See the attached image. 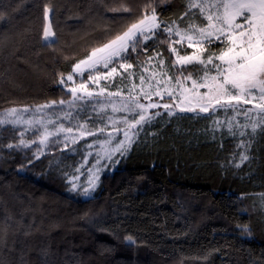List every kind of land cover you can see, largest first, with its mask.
<instances>
[{
    "label": "trees",
    "instance_id": "obj_1",
    "mask_svg": "<svg viewBox=\"0 0 264 264\" xmlns=\"http://www.w3.org/2000/svg\"><path fill=\"white\" fill-rule=\"evenodd\" d=\"M122 2L131 14L110 10ZM146 3L0 0V114L69 100L60 74L122 31ZM45 5L53 9L56 51L41 40ZM184 10L185 0L157 7L165 20ZM149 44L168 57L166 44ZM146 60L143 53L129 57L135 79ZM229 116L156 118L87 198L70 191L64 150L49 147L36 159L37 145L8 149L21 133L29 141L37 132L0 125V264H264V134L247 129L248 136L234 137L226 123L212 130L213 120ZM240 139L251 147L237 168Z\"/></svg>",
    "mask_w": 264,
    "mask_h": 264
},
{
    "label": "snow or ice",
    "instance_id": "obj_2",
    "mask_svg": "<svg viewBox=\"0 0 264 264\" xmlns=\"http://www.w3.org/2000/svg\"><path fill=\"white\" fill-rule=\"evenodd\" d=\"M166 3L167 0H148L141 14L122 31L109 34L91 46L66 76L61 73L58 82L67 89L69 100H53L36 108V111H41L57 104L77 108L79 101H95L92 107L103 126L89 127L93 119L89 116L75 129L61 123L50 131L40 120L22 119L21 111L27 112L28 108L13 107L0 118V125L39 123L43 131L38 141H26L21 133L17 143L3 147L14 150L37 145L33 155L39 159L50 137L63 133L64 148H68L69 142L75 144L87 136L104 134L109 126L106 119L111 124V131L107 132L105 140L98 143L104 153L103 158L118 163L113 157L126 155L140 132L145 126H151L156 118L194 113L204 114L203 118L210 119L221 111L233 115L226 122L213 120V131L226 123L228 132L234 137L237 134L248 136L247 129L253 136L258 130L264 134V0H185V10L176 19L165 20L161 19L157 7ZM110 10L132 13V9L123 2L119 8ZM52 11L48 5L44 6L41 40L45 47L56 51L54 45L58 43V37L49 19ZM4 18V13L0 12V20ZM150 41L153 45L166 44L168 57L151 47ZM132 53L147 55L146 64L152 69L151 74L146 77L141 72L139 84L132 82L126 94L119 88L109 91L108 85H102V81H111L116 76L131 81L135 77L136 73L130 71L134 65L128 62ZM144 71H148V67ZM90 84L96 85L98 90L90 88ZM109 108L113 115H106ZM116 113L126 115L116 119ZM239 116H243V122L237 119ZM65 118L72 119V112L65 113ZM119 134L123 139H116ZM92 146L88 144L89 148ZM237 147L244 150L240 154V163L235 164L239 168L249 160L245 153L251 147V140L240 139ZM100 159V153H97L96 163L88 169L87 186L82 188L80 195L88 197L95 191L100 179ZM76 171L79 172L80 168ZM76 179L78 177L72 178L70 191L77 190ZM260 195L264 201V193ZM243 231L251 235L247 225L243 226ZM126 240L134 242L131 236Z\"/></svg>",
    "mask_w": 264,
    "mask_h": 264
},
{
    "label": "rangeland",
    "instance_id": "obj_3",
    "mask_svg": "<svg viewBox=\"0 0 264 264\" xmlns=\"http://www.w3.org/2000/svg\"><path fill=\"white\" fill-rule=\"evenodd\" d=\"M118 71H121L118 69ZM152 69L148 67V71L144 72V75L147 77L151 74ZM116 79V81L114 80ZM113 80L111 81H102L101 84H107L108 85V90L109 91H116L118 88L123 89L125 94L127 93V89L131 87V83L135 82L139 84V77L135 79L134 77L131 78V81L129 79H122L120 76H116ZM90 88L96 89V85H89ZM110 86H113L110 88ZM64 87V86H63ZM65 88V87H64ZM66 89V88H65ZM67 90V89H66ZM101 101H103V98H100ZM156 99V98H154ZM165 100H167V97H165ZM78 107L77 108H70L67 104L65 105H54L52 108H45L42 109L41 111H36V107L33 108H28L29 110L27 112L21 111L20 115L23 120L25 121H37L40 120L43 122V126L47 127L50 131L54 130L56 126L59 124L63 123L66 127H73L75 129L76 125L78 123H82L85 119H87L89 116L92 117V121L89 122V127L95 129L98 127L103 126L100 122V117L97 116V113L93 110L92 104L95 103V101L91 103H86L84 101H79ZM26 108V107H24ZM24 108H17V109H24ZM154 111V110H153ZM161 111H163L161 109ZM67 112H72L73 118L72 119H66L65 118V113ZM79 113V115H77ZM6 114V111L2 112L0 114V118H3ZM106 115H113L111 113V109L109 108L107 110ZM126 115L125 113H116L115 118L119 119L120 116ZM224 115V114H223ZM233 114L230 112L231 117ZM228 117V118H229ZM224 118V116H222ZM237 119H242L244 120L243 116L237 117ZM53 121V123H48L49 121ZM105 123H108V128L106 129L104 134L97 133V136L92 137V136H87L84 139L78 140L77 143L73 144L69 142V147L64 148V134L61 133L57 137H50L49 138V143L47 147L43 148V152H45L49 147L51 148H57L59 150H64L65 155L69 158L66 160V162L62 163V168L64 169V173L67 176V181L69 182V188L71 189L72 187V178L78 177V179L75 180V183L78 185V188L76 191L79 193L82 191V188L87 186V180H88V169L92 167L93 164L96 163L97 159V153H100L101 159H100V167L101 171L98 173L99 177L101 173L107 171V170H112L113 167L115 166V163L112 161L107 160L104 157V153L100 147V144L98 143L99 141H103L107 137V132L111 131V124L105 119ZM10 126H18L21 127L24 132H37V135L35 139L38 141L40 132L43 131V127L39 123H33L32 125H28L25 123H20V124H6ZM120 127H123V125H120ZM116 139H123V135L119 134L116 136ZM59 140V143H56L55 141ZM88 144H92L93 146L91 148L88 147ZM119 154H116L113 157V160L116 161L118 160L117 158L119 157ZM80 168V171L77 172L76 169ZM95 171V169H93ZM99 183V182H98ZM98 185V184H97ZM97 187V186H96ZM96 189V188H95ZM94 192V191H93ZM91 192L90 196L93 194ZM88 196V197H90ZM83 198H87L83 195H81Z\"/></svg>",
    "mask_w": 264,
    "mask_h": 264
}]
</instances>
